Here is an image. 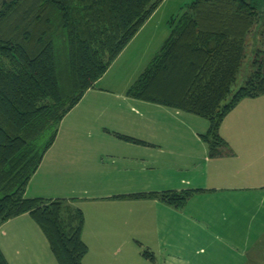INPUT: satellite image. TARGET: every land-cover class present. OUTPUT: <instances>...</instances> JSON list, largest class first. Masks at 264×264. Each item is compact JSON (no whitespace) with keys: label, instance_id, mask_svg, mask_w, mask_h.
Returning <instances> with one entry per match:
<instances>
[{"label":"crops","instance_id":"1","mask_svg":"<svg viewBox=\"0 0 264 264\" xmlns=\"http://www.w3.org/2000/svg\"><path fill=\"white\" fill-rule=\"evenodd\" d=\"M190 3L160 4L64 117L28 184L26 197L83 212V264H219L227 252L225 264H264V94L224 118L217 156L208 119L128 94ZM187 190L182 208L148 196ZM0 248L9 264H59L28 213L0 227Z\"/></svg>","mask_w":264,"mask_h":264},{"label":"trees","instance_id":"2","mask_svg":"<svg viewBox=\"0 0 264 264\" xmlns=\"http://www.w3.org/2000/svg\"><path fill=\"white\" fill-rule=\"evenodd\" d=\"M163 1L0 0V227L28 213L59 264H83L89 250L82 238L84 214L66 200L28 198L26 189L64 117ZM258 6L259 0L188 4L129 96L208 119L204 138L210 155H220L224 118L242 99L264 94V49L259 48L250 75L231 96L256 27L264 40ZM193 193L148 196L182 208ZM0 264H9L1 248Z\"/></svg>","mask_w":264,"mask_h":264},{"label":"rangeland","instance_id":"3","mask_svg":"<svg viewBox=\"0 0 264 264\" xmlns=\"http://www.w3.org/2000/svg\"><path fill=\"white\" fill-rule=\"evenodd\" d=\"M178 1H181V0H172V3L175 4L176 2ZM184 1V0H183ZM188 3L189 2H192L193 0H186ZM172 5V4H171ZM258 9L261 13V16L263 17L264 16V0H259V6H258ZM262 21H264V19L262 18ZM261 21V22H262ZM262 33V28H258L256 27L255 30H254V33L253 35H251L250 37V48H249V54H248V58L246 59L243 67H242V70L238 76V79H237V82L236 84L233 86L232 88V95L241 87L244 85L245 83V80L247 79V77L250 75L251 71H252V61L254 59V55H256V50H258L259 48L260 49H264V40L261 38V34ZM128 55V54H127ZM127 56H125L122 61H120L119 65L116 66L114 72H118L119 74L122 73V70L124 69V66H126V64L128 63L127 61ZM113 73V75H117V73ZM230 96V98H231ZM229 98V99H230ZM228 99V101H229ZM207 120V119H206ZM209 122V121H208ZM184 128V127H183ZM257 204L254 200V205ZM253 252H256V249L253 250ZM231 257V254L230 253H226V255L223 254V257L219 259V264H225V262ZM239 257V256H238ZM262 257V256H261ZM233 263V262H232ZM231 263V264H232ZM251 264V263H249ZM258 264V263H257Z\"/></svg>","mask_w":264,"mask_h":264}]
</instances>
